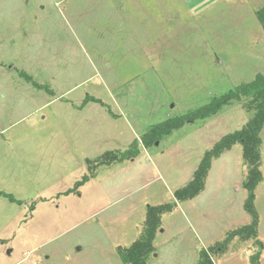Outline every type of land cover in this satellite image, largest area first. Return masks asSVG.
<instances>
[{
    "label": "rangeland",
    "instance_id": "1",
    "mask_svg": "<svg viewBox=\"0 0 264 264\" xmlns=\"http://www.w3.org/2000/svg\"><path fill=\"white\" fill-rule=\"evenodd\" d=\"M262 8L264 0H0V264H120L118 248L137 241L148 207L174 202L148 264H200L206 251L212 264H245L249 251L264 252V129L260 247L229 238L251 223L242 145L213 161L205 200L174 198L205 153L245 127L242 104L142 140L264 75ZM137 142L136 159L100 164Z\"/></svg>",
    "mask_w": 264,
    "mask_h": 264
},
{
    "label": "trees",
    "instance_id": "2",
    "mask_svg": "<svg viewBox=\"0 0 264 264\" xmlns=\"http://www.w3.org/2000/svg\"><path fill=\"white\" fill-rule=\"evenodd\" d=\"M256 16L264 30V8L259 10ZM235 103L242 104V108L250 116L247 124L242 130L223 137L212 149L205 153L193 174V179L186 187L175 191L174 198L175 201L181 202L197 198L205 190L206 180L213 161L231 151L237 144L242 145L243 159L247 167L243 182V188L248 194L245 209L251 218V223L230 232L229 238H237L244 242L252 240L255 245L257 244L260 247L262 244L259 237L260 217L255 209L254 202L256 199L255 191L263 181L261 171L262 131L264 129L263 74H258L254 80L242 83L234 90L213 98L206 107L191 113L189 117L168 120L161 125L155 126L142 140L144 145L149 146L150 143L160 141L171 134L172 129L179 128L187 118L192 121L209 119ZM133 148V150L120 154L110 152L105 155L104 160L100 164L110 165L114 162L122 163L136 159L140 155L138 142ZM174 203L148 207L144 228L137 241L129 248H118L117 256L120 264H148L149 258L155 253L154 241L162 225V216L175 208ZM259 259L260 253L252 257L251 264H259ZM200 264H212L207 251L201 254Z\"/></svg>",
    "mask_w": 264,
    "mask_h": 264
},
{
    "label": "crops",
    "instance_id": "3",
    "mask_svg": "<svg viewBox=\"0 0 264 264\" xmlns=\"http://www.w3.org/2000/svg\"><path fill=\"white\" fill-rule=\"evenodd\" d=\"M210 182V181H209ZM208 182V183H209ZM208 185V184H207ZM209 186V185H208ZM207 188V189H206ZM205 190L203 191V193L201 195H199L197 197V201H201V200H205L206 197H202L204 196L205 193H207V191L209 190L208 187L206 186ZM202 198V199H201ZM200 199V200H199ZM261 229H262V222L260 221V225H259V233L261 232ZM206 236V235H205ZM230 252L231 250L227 251L226 253L223 254V256L227 259L229 256H230ZM258 253H260V259H259V264H264V252H254V251H249V255L246 256V262L245 264H251V258L254 256V255H257ZM222 254V253H221Z\"/></svg>",
    "mask_w": 264,
    "mask_h": 264
},
{
    "label": "water",
    "instance_id": "4",
    "mask_svg": "<svg viewBox=\"0 0 264 264\" xmlns=\"http://www.w3.org/2000/svg\"><path fill=\"white\" fill-rule=\"evenodd\" d=\"M157 145H158V142H157Z\"/></svg>",
    "mask_w": 264,
    "mask_h": 264
}]
</instances>
